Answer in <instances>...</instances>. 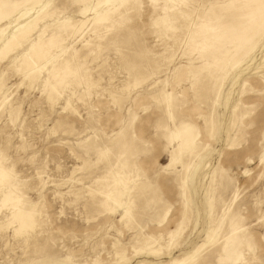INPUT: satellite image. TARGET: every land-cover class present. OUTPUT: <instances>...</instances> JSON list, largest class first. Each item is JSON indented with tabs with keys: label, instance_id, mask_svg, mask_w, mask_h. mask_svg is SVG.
<instances>
[{
	"label": "rangeland",
	"instance_id": "374dc122",
	"mask_svg": "<svg viewBox=\"0 0 264 264\" xmlns=\"http://www.w3.org/2000/svg\"><path fill=\"white\" fill-rule=\"evenodd\" d=\"M201 1L208 8L197 9L198 28L187 42L186 31L156 27L166 0L133 1L122 27L91 48L83 44L94 32L83 31L67 44L81 50L77 72L55 102L42 85L46 69L33 84L13 61L22 48L0 57L1 162L19 206L33 208L37 221L16 233L19 222L8 224L12 205L0 203V264H169L201 243L200 257L210 258L218 241L207 231L218 228L220 239L231 219L251 245H242L244 256L233 264H264V0ZM228 49L231 60H242L224 69ZM132 59L146 71L138 82L126 69ZM165 83L174 90L169 107L155 92ZM170 112L199 129L201 146L185 158L186 170L172 160ZM112 170L135 187L126 216L125 204L113 211L95 202Z\"/></svg>",
	"mask_w": 264,
	"mask_h": 264
},
{
	"label": "bare ground",
	"instance_id": "6f19581e",
	"mask_svg": "<svg viewBox=\"0 0 264 264\" xmlns=\"http://www.w3.org/2000/svg\"><path fill=\"white\" fill-rule=\"evenodd\" d=\"M133 1L135 0H0V57L4 58L13 51L22 48L20 52L16 53L13 61L18 62L17 65L25 71L26 76L30 79L31 83L39 80L38 78L42 71H44L43 69H46L47 72H45L46 76L42 80V85H44L43 88L48 90L49 99L55 102L65 91L62 89L64 87H61L62 84L67 82L66 80L77 72L75 60L79 57L81 50H77L74 47V44L73 46L68 47L67 44L69 41H80L84 37V35H82L83 31H93L94 37H90V39L83 44V47L88 49L94 44L102 42L100 40L103 39L100 35L113 30L115 31V29L122 27L123 21L121 18L130 13ZM166 1L167 4L163 5L160 14L155 19L156 27L159 31L164 32L186 31V39L183 42L189 41L190 36H192L191 31H196L198 28L196 20H199L200 16L198 15L197 9L201 7L202 13H204L208 8L206 2H202L201 0ZM208 1L209 0H207V2ZM262 9L260 11H262ZM176 19H179L180 23L172 24ZM91 20H94V22L91 27L86 30L87 25H89ZM100 31L103 32L100 33ZM254 48L255 45H253L250 50H253ZM70 50L72 52L68 53ZM119 51L120 50H118V53H120ZM145 51V49L143 51L138 50V56ZM223 51H225V49ZM233 52L232 49L226 50L227 57L222 63L224 69L227 68L228 65L237 66L240 64L242 58L231 60V56H236ZM125 65L130 73L129 75L133 77L135 82L147 77L145 70V72L138 70L140 63L136 60H129L125 62ZM178 67L179 66H176L173 69V75L178 70ZM224 78H221V80ZM157 83L159 84V82ZM173 91L174 90L169 92L166 89L165 83L164 86L159 87L155 92H158V94L165 99L167 103L165 106L169 107L176 104V102L174 103L170 100L171 95L174 94ZM170 117L174 128L167 129L166 136L170 138V143L177 141V144L173 146L172 160L173 163L181 161L184 170H186L189 168V162L185 158H188L190 155L194 156L198 148L201 146L197 141L199 129L185 116L179 114L175 115L170 112ZM211 124L214 125V121L213 123L211 122ZM213 125L209 129L210 132L213 130V127H215ZM103 156L107 157V152H104ZM262 157L264 158V154ZM1 158L2 153L0 154V185H8V188L7 190H0V193H3V198L0 199V203L9 204L10 202L13 207L12 215L14 219L13 221L8 222V224L19 222V227L15 229V232L21 233L36 226V216L33 208L19 206V197L14 196V185L11 184L9 180L10 170L3 166ZM110 177L111 182H107L106 184L108 190L104 191L102 198L95 202L97 204H109L108 208L113 211L116 210V207L114 206L115 204L118 206L125 204L126 216L131 212L132 205L135 201V187L130 186L127 182L130 178L122 175L120 172L112 170L110 172ZM185 180H187V178ZM95 192L97 193L98 190H95ZM184 193L187 196L186 183L184 185ZM15 199H17L16 203ZM151 199L152 198H149L148 196L144 201L150 204ZM209 206L211 222H215L217 219V202L212 200ZM227 214L228 212L223 219L227 217ZM217 234L218 228H211L207 231V237L212 244L218 241L214 257H200L201 250L205 245V243H201L185 252L183 256L172 258L169 264H233L241 261L244 256V250H242L241 247L244 243L246 245V243L250 242L246 232L237 227V223L231 219L229 232L224 234L220 239L217 238ZM247 246L251 248L249 243ZM152 252H158V250L154 249Z\"/></svg>",
	"mask_w": 264,
	"mask_h": 264
}]
</instances>
